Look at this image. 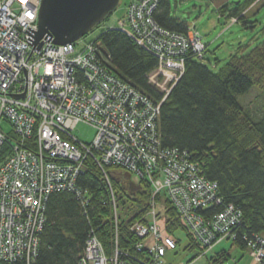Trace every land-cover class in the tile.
<instances>
[{
  "label": "built area",
  "instance_id": "obj_1",
  "mask_svg": "<svg viewBox=\"0 0 264 264\" xmlns=\"http://www.w3.org/2000/svg\"><path fill=\"white\" fill-rule=\"evenodd\" d=\"M41 4L0 0V153L6 144L11 150L0 167V264L35 263L52 194H73L88 215L91 197L78 185L88 159L108 184L115 240L109 255L92 226L77 264H165L168 250H176L159 225L165 198L201 248L208 252L239 240L255 264H264V237L239 234L241 209L224 203L218 184L205 178L188 151L162 145L161 107L183 76L186 58L205 62L200 33L191 26L186 35L161 27L153 17L159 0H134L127 7L118 30L158 58L148 75L163 98L157 102L113 74L96 42L59 46L44 39L40 50L29 44L25 31L38 32ZM3 121L13 129L6 132ZM82 124L96 131L91 143L73 135ZM115 167L150 193L146 215L130 227L139 240L134 254L120 248L110 180Z\"/></svg>",
  "mask_w": 264,
  "mask_h": 264
},
{
  "label": "trees",
  "instance_id": "obj_2",
  "mask_svg": "<svg viewBox=\"0 0 264 264\" xmlns=\"http://www.w3.org/2000/svg\"><path fill=\"white\" fill-rule=\"evenodd\" d=\"M258 1L246 0L229 18L237 19L236 23L243 22L246 11ZM225 10L223 8L222 12ZM153 17L171 32L186 35L190 29L187 22L172 16L170 0H159ZM99 40L103 45L101 51L110 58L113 74L153 100L163 99L148 82V75L159 66L157 57L117 29L103 32ZM255 86L262 89L264 96V43L251 50L239 48L222 66L218 60L211 63L207 55L205 62L188 56L184 74L163 103L159 119L163 147L188 151L205 178L218 184L224 203L241 209L243 223L239 234L242 237H264V115L257 118L238 101V97L248 94ZM10 155L9 144H6L0 153V167ZM110 169L114 173L110 180L117 205H128L131 211L126 221L119 220L120 248L134 254L139 240L130 227L146 215L150 193L144 183H140L144 189L133 194L122 171L116 167ZM78 185L91 197L88 215L73 194H52L34 264H77L92 226L107 253L110 255L113 251L115 226L108 184L92 159L85 162ZM162 203L165 230L176 242V249L181 243L175 235L183 231L188 239L186 250H198L197 257L206 254L207 249L196 243L170 202L165 198ZM233 244L247 250L242 241ZM230 258V254L223 251L212 257L210 263L223 264Z\"/></svg>",
  "mask_w": 264,
  "mask_h": 264
},
{
  "label": "rangeland",
  "instance_id": "obj_3",
  "mask_svg": "<svg viewBox=\"0 0 264 264\" xmlns=\"http://www.w3.org/2000/svg\"><path fill=\"white\" fill-rule=\"evenodd\" d=\"M132 1L134 0H120L116 11L83 38L78 46L97 41V45L103 48L100 36L107 30H118L119 22L126 17V9ZM245 2L246 0H170L172 16L197 29L204 44L207 45L208 60L213 64L218 60L221 66L239 48L248 47V50H251L264 43V0H259L246 11L243 22L236 23L237 19L229 18V15ZM223 8L226 9L224 12ZM238 101L257 118L264 115V96L259 87H253L248 94L238 97ZM2 128L6 132L13 129L6 121H3ZM95 134L93 128L83 124L73 132V135L84 143H91ZM118 215L120 221H126L131 215L129 206L119 203ZM159 225L165 231L163 211ZM175 238L181 244L176 250H168L163 258L165 264H188L190 261V264H213L210 263V259L223 251H227L231 256L229 261L223 264H255L249 250L241 249L231 241H224L206 254L197 257L198 250L193 252L186 250L188 239L183 231L177 232Z\"/></svg>",
  "mask_w": 264,
  "mask_h": 264
},
{
  "label": "water",
  "instance_id": "obj_4",
  "mask_svg": "<svg viewBox=\"0 0 264 264\" xmlns=\"http://www.w3.org/2000/svg\"><path fill=\"white\" fill-rule=\"evenodd\" d=\"M119 4L120 0H42L38 32L28 27L26 41L37 50L44 39L59 46L76 43L103 23ZM126 178L132 193L141 190L129 173Z\"/></svg>",
  "mask_w": 264,
  "mask_h": 264
},
{
  "label": "snow or ice",
  "instance_id": "obj_5",
  "mask_svg": "<svg viewBox=\"0 0 264 264\" xmlns=\"http://www.w3.org/2000/svg\"><path fill=\"white\" fill-rule=\"evenodd\" d=\"M28 15L31 17L32 16V12H28Z\"/></svg>",
  "mask_w": 264,
  "mask_h": 264
},
{
  "label": "flooded vegetation",
  "instance_id": "obj_6",
  "mask_svg": "<svg viewBox=\"0 0 264 264\" xmlns=\"http://www.w3.org/2000/svg\"><path fill=\"white\" fill-rule=\"evenodd\" d=\"M141 188H142L141 190H143V189H144L143 187H141ZM141 190H140V191H141ZM133 194H134V193H133Z\"/></svg>",
  "mask_w": 264,
  "mask_h": 264
}]
</instances>
